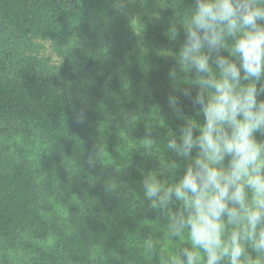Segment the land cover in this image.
Wrapping results in <instances>:
<instances>
[{"label": "trees", "instance_id": "obj_1", "mask_svg": "<svg viewBox=\"0 0 264 264\" xmlns=\"http://www.w3.org/2000/svg\"><path fill=\"white\" fill-rule=\"evenodd\" d=\"M117 1L0 0V264H93L98 248L127 262L128 239L144 234V220L169 222L148 201L134 203L132 190L143 199L142 173L155 166L142 149L129 161H97L110 150L108 130L132 115L181 123L167 104L173 87L167 72L176 67L183 76L174 56L192 0H151L136 22ZM174 21L179 36L172 41ZM46 42L56 59L45 55ZM181 100L184 113L194 117ZM80 111L84 123L74 118ZM22 131L86 163L89 175L44 178L12 142ZM52 197H62L68 218Z\"/></svg>", "mask_w": 264, "mask_h": 264}, {"label": "clouds", "instance_id": "obj_2", "mask_svg": "<svg viewBox=\"0 0 264 264\" xmlns=\"http://www.w3.org/2000/svg\"><path fill=\"white\" fill-rule=\"evenodd\" d=\"M187 10L174 56L183 76L167 72V104L181 123L173 130L149 115L133 140L155 161L142 173L143 199L132 190L134 203L170 216L166 227L142 222L152 231L137 236L139 249L157 255L167 241V264H264V139L256 136H264V0H192ZM169 31L177 40L175 21ZM181 97L202 123L184 113ZM74 118L84 123L86 115ZM157 127H167L163 137Z\"/></svg>", "mask_w": 264, "mask_h": 264}, {"label": "rangeland", "instance_id": "obj_3", "mask_svg": "<svg viewBox=\"0 0 264 264\" xmlns=\"http://www.w3.org/2000/svg\"><path fill=\"white\" fill-rule=\"evenodd\" d=\"M117 2L124 4L129 8L128 14L135 22L140 15L148 11L151 5V0H118ZM45 48V55L53 56V58L56 59L53 45L46 42ZM150 117L153 119H158L153 115H150ZM147 118H149V115L139 117L134 127H130L127 122V124H120L116 126V128H110L108 130L109 135L107 136L110 143V150L106 151L101 159L97 161V163L101 166H106L133 159L134 153L138 149L137 142L133 140H138L144 136V124ZM164 122L167 127H170L173 130L177 127V124L167 121ZM167 127L155 128L154 135L158 138L163 137L166 134ZM12 142L18 144V149L23 151L24 156L34 165L35 168H38V170L43 169L45 171V174L43 175L44 178L56 181H60L61 179L64 181H73L75 176L83 178L85 175H89L90 173L86 163L67 159L64 155L55 150L50 144L45 142L39 134L22 131L20 134L13 137ZM165 155L167 156L171 154L166 153ZM64 172L67 173L64 175ZM178 178L179 173L177 174V179ZM52 180L51 182L54 183ZM56 191L57 195H59V191ZM65 191H67L66 188ZM50 200L59 214H61L63 217H69V211L62 201V197H52ZM149 221L157 223V225H162L154 219H150ZM143 230L144 234L135 233L128 239L129 261L115 262L114 259L98 248L93 253V264H167V261L171 256V253L168 250L167 241L163 242L161 245H158L157 255H150L139 249V237H143L152 231L151 228L145 225ZM155 235L158 239H163L162 232H156ZM51 242L52 241H48L50 244ZM0 259L2 258L0 257Z\"/></svg>", "mask_w": 264, "mask_h": 264}]
</instances>
